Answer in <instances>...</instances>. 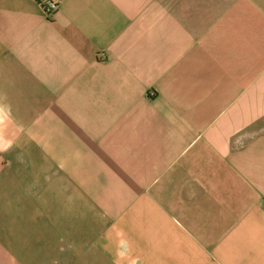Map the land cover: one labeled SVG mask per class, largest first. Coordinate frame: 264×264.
Listing matches in <instances>:
<instances>
[{"label":"crops","instance_id":"0c3cea01","mask_svg":"<svg viewBox=\"0 0 264 264\" xmlns=\"http://www.w3.org/2000/svg\"><path fill=\"white\" fill-rule=\"evenodd\" d=\"M0 264H264V0H0Z\"/></svg>","mask_w":264,"mask_h":264},{"label":"built area","instance_id":"2783aa9c","mask_svg":"<svg viewBox=\"0 0 264 264\" xmlns=\"http://www.w3.org/2000/svg\"><path fill=\"white\" fill-rule=\"evenodd\" d=\"M56 9V4L53 1H47L44 5V12L47 17H50L54 10Z\"/></svg>","mask_w":264,"mask_h":264},{"label":"rangeland","instance_id":"374dc122","mask_svg":"<svg viewBox=\"0 0 264 264\" xmlns=\"http://www.w3.org/2000/svg\"><path fill=\"white\" fill-rule=\"evenodd\" d=\"M46 199V198H45ZM45 199H43V200H45ZM40 201V200H39ZM54 202H56V200H55V198H54ZM43 206H44V202H43V205L40 203V207H38L39 209L40 208H43ZM32 209H34V204L32 203V202H29V204H28V207H27V210H29V211H32ZM31 224H29V226H30Z\"/></svg>","mask_w":264,"mask_h":264}]
</instances>
